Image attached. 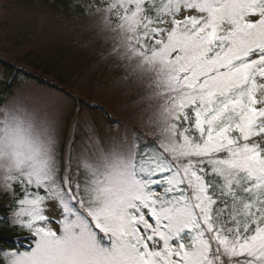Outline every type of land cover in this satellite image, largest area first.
Returning a JSON list of instances; mask_svg holds the SVG:
<instances>
[{
    "label": "snow or ice",
    "instance_id": "snow-or-ice-1",
    "mask_svg": "<svg viewBox=\"0 0 264 264\" xmlns=\"http://www.w3.org/2000/svg\"><path fill=\"white\" fill-rule=\"evenodd\" d=\"M78 7L143 129L100 108L124 130L65 142L55 85L0 103V264H264V0Z\"/></svg>",
    "mask_w": 264,
    "mask_h": 264
},
{
    "label": "rangeland",
    "instance_id": "rangeland-1",
    "mask_svg": "<svg viewBox=\"0 0 264 264\" xmlns=\"http://www.w3.org/2000/svg\"><path fill=\"white\" fill-rule=\"evenodd\" d=\"M67 1V7L58 8L56 0H0L1 56L21 69L14 81L0 66V98L5 102L18 93L29 104L44 103L43 92L51 89L40 82L38 77L43 76L83 101L77 106L65 96L56 102L63 141L82 137L86 122L94 123L104 137L124 130L111 124L100 108H88L89 103L105 109L125 128L143 129L147 107L140 99L143 90L132 83L131 76L125 84V73L102 57L105 45L99 18L85 14L83 8L76 11L77 5L87 6L91 0Z\"/></svg>",
    "mask_w": 264,
    "mask_h": 264
},
{
    "label": "trees",
    "instance_id": "trees-1",
    "mask_svg": "<svg viewBox=\"0 0 264 264\" xmlns=\"http://www.w3.org/2000/svg\"><path fill=\"white\" fill-rule=\"evenodd\" d=\"M67 0H56V6H58V8H59V5H61V6H64V7H67L68 6V4H67ZM81 7H78V5H77V7H76V11H79V10H81L80 9ZM0 65H1V62H0ZM3 65V64H2ZM6 70H7V72H8V74L10 75V74H12V72H13V67L12 66H8V65H6ZM45 71H48V70H45ZM42 82H44V81H42ZM4 102V100H3V98H0V103H3ZM3 207V204H1L0 205V208H2ZM0 215H7L6 213H4V212H2V211H0ZM3 229V226L2 225H0V235H4L5 234V232L2 230ZM10 234H12V235H14V236H19V235H21L22 233H20V232H15V233H10Z\"/></svg>",
    "mask_w": 264,
    "mask_h": 264
}]
</instances>
